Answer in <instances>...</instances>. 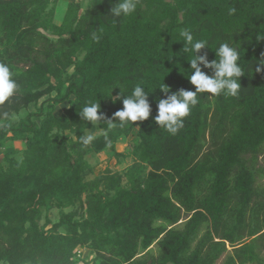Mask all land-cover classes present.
I'll return each mask as SVG.
<instances>
[{"label":"trees","instance_id":"16d2710c","mask_svg":"<svg viewBox=\"0 0 264 264\" xmlns=\"http://www.w3.org/2000/svg\"><path fill=\"white\" fill-rule=\"evenodd\" d=\"M114 2L0 0V62L20 86L0 105V264H264V0H138L123 19H112ZM182 29L209 42V61L211 47L238 44L245 75L238 97L199 94L173 136L154 118L167 98L159 87L195 90ZM137 84L148 120H81L99 100L111 119L123 103L108 92ZM95 129L91 148L119 158L118 142L137 130L125 174L93 177L80 137Z\"/></svg>","mask_w":264,"mask_h":264},{"label":"clouds","instance_id":"9594fccd","mask_svg":"<svg viewBox=\"0 0 264 264\" xmlns=\"http://www.w3.org/2000/svg\"><path fill=\"white\" fill-rule=\"evenodd\" d=\"M138 8V0H115L110 9L112 19H123L133 16ZM230 11L234 12L235 9ZM180 37L184 42L183 53L187 54L190 63L191 73L188 79L195 86V90L181 89L178 92L167 95L171 90L166 86L161 89L167 98L159 99L158 113L155 122L171 135H176L185 124L193 108L200 102L199 94L208 93L211 96L238 97L242 93L241 77L245 71L241 64V52L237 51L238 44L230 42L220 43L217 47H211L216 53V59L209 61L207 53L201 55V50L210 47L207 40L194 38L191 29H182ZM92 38L99 40V36L93 33ZM264 40V34L257 37ZM180 56V55H175ZM173 57L169 58L171 60ZM262 67L256 69L257 72L264 71V59L260 61ZM180 65L177 61V66ZM179 67V66H178ZM180 68V67H179ZM209 69L211 74H207L204 69ZM181 71V68H180ZM182 73V71H181ZM183 74V73H182ZM15 72L9 65L0 62V105L9 101L20 89L17 80L14 78ZM121 89L119 95H113V90ZM124 90L119 86L112 88L105 98L111 100L113 104L122 101L123 108L116 111L111 119L105 117L100 111L101 104L96 101H89L78 112L81 120L90 122L93 126L98 123H106L108 128H121L137 121H146L152 113L148 96L149 92L142 84H137L130 95H124ZM95 139L92 134H84L80 137L82 147L91 144Z\"/></svg>","mask_w":264,"mask_h":264},{"label":"rangeland","instance_id":"374dc122","mask_svg":"<svg viewBox=\"0 0 264 264\" xmlns=\"http://www.w3.org/2000/svg\"><path fill=\"white\" fill-rule=\"evenodd\" d=\"M69 1H76V0H69ZM81 1L83 2L84 5L87 2V0H81ZM61 7H62V3L58 5V8H57L58 15H60V12L62 10ZM66 107H68L67 103L60 104L56 108V113L61 114L62 111ZM30 108H33V107L31 106ZM18 118H19V115L15 116L16 120H18ZM136 131L137 130H135L133 132V134L130 135L129 137L120 139V141L118 142V151L120 153L124 154V156H122L120 158L117 157L112 151L108 150V151H103V152L97 153L91 148V144H89L87 146V148L89 149L87 157L94 167L93 177L96 175L103 174L106 171V169H108V168L113 169L114 171H118L122 174H125L129 170V168L133 166L135 160H134L133 156L130 154V148H131V145L133 143V139L136 135ZM102 132H103V130H101V129H95V130H88L86 132V134H92V135L96 136ZM23 148H24V145L21 141H15L12 149H18V151H21V149H23ZM18 153H19L18 154V156H19L20 152H18ZM3 156H4V150L2 148H0V158H2ZM260 163H261V165H264V154L260 157ZM260 181L264 183V177L260 178ZM49 217L52 220H58L60 218L59 209L55 208L52 211H50ZM45 220H46V218H43L41 223H44ZM82 251H83L84 256L87 259H89L90 254H89L88 250L85 249Z\"/></svg>","mask_w":264,"mask_h":264},{"label":"built area","instance_id":"2783aa9c","mask_svg":"<svg viewBox=\"0 0 264 264\" xmlns=\"http://www.w3.org/2000/svg\"><path fill=\"white\" fill-rule=\"evenodd\" d=\"M80 253H82V251H80Z\"/></svg>","mask_w":264,"mask_h":264},{"label":"water","instance_id":"95a60500","mask_svg":"<svg viewBox=\"0 0 264 264\" xmlns=\"http://www.w3.org/2000/svg\"><path fill=\"white\" fill-rule=\"evenodd\" d=\"M92 264V263H91Z\"/></svg>","mask_w":264,"mask_h":264}]
</instances>
